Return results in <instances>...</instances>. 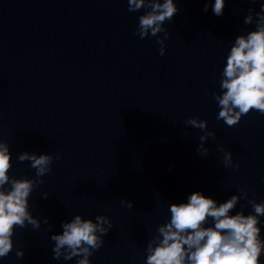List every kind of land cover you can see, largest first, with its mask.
<instances>
[{
  "label": "clouds",
  "instance_id": "clouds-1",
  "mask_svg": "<svg viewBox=\"0 0 264 264\" xmlns=\"http://www.w3.org/2000/svg\"><path fill=\"white\" fill-rule=\"evenodd\" d=\"M128 11L147 9L141 15L135 34L141 39L156 37L160 45L159 54L165 53V39L169 33L163 27L165 21H171L179 12L174 0H127ZM256 3V0H252ZM225 0H215L212 11L216 16L223 15ZM255 13L256 28L246 35L235 38L227 56L220 80L221 93H213L220 108L217 120H223L228 127L237 125L250 111L264 115V3ZM208 10L207 4L204 11ZM253 9L245 17L246 25L254 21ZM159 33H164L159 37ZM186 125L205 131L200 136L197 151L205 156L208 149L204 142L215 135L208 132L207 121L188 118ZM223 151V149H221ZM56 159H59L57 154ZM20 162L30 161L35 169V178H12L9 145L0 139V259L6 258L14 248L13 235L18 226L31 225L39 229L40 220L29 211V197L34 188L43 184V179L51 171L53 156L24 152L19 154ZM225 167H232V153L226 151L223 156ZM239 169V164L234 166ZM8 185L6 188L5 186ZM48 193L43 194L47 199ZM247 193L232 195L227 201L218 203L211 197L197 191L193 192L186 203H172L169 206L170 221L161 224L157 235L147 244L146 264H261L264 254V239H261L259 217L264 216V203L250 200L254 214L245 215L243 211L230 213ZM127 203L131 208L133 205ZM209 219L213 226H206ZM45 224L48 219L45 217ZM62 234H54L53 259L63 258L70 261L78 257L76 264H91L90 257L104 243L103 236L113 227L110 218L97 215L85 219L75 215L70 222H62ZM16 257L22 259L24 252L16 250Z\"/></svg>",
  "mask_w": 264,
  "mask_h": 264
}]
</instances>
